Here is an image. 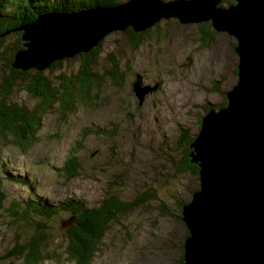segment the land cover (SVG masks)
I'll list each match as a JSON object with an SVG mask.
<instances>
[{
	"label": "rangeland",
	"instance_id": "374dc122",
	"mask_svg": "<svg viewBox=\"0 0 264 264\" xmlns=\"http://www.w3.org/2000/svg\"><path fill=\"white\" fill-rule=\"evenodd\" d=\"M117 1L119 4L128 0ZM211 30L212 25L208 48L196 38L198 33L201 35L200 24H183L176 18L163 19L146 29L136 50L127 30L107 34L101 42L103 52L97 70L103 74L115 59L123 73V85L117 87L105 78L90 106H78L74 113L66 115L58 108L49 112L35 145L26 153L0 142V177H5L6 208L12 209L14 201H26L28 192L7 180L5 171L32 179L36 194L51 203L75 198L84 200L87 207H97L106 196L131 202L148 195L146 202L130 207L109 224L93 264H181L188 231L182 208L199 190V180L182 169V161L186 149L191 154L190 145L199 133L203 116L223 103L222 94L239 79L236 39ZM214 36L220 41L219 48H215ZM67 59L54 79L61 72L70 75L82 63L74 57ZM3 66L0 70L6 75L9 70ZM48 70L40 72L50 75ZM137 73L144 76V86L161 83L156 96L152 91L145 96L142 108L133 91ZM217 81L221 91L213 93L212 84ZM24 86L15 87L10 99L33 107L38 102ZM101 130L107 133H94ZM180 130L186 131V139L194 140L190 144L180 142ZM87 131L90 135L80 147L78 141ZM73 149L80 158L81 174L66 181L58 170L65 166ZM69 218L63 213L42 222L50 233L46 250L54 251L55 256L39 264H73L61 248L67 228H62V222ZM10 219H0V264H25L24 257L11 255L18 239L25 241L34 230L25 228L22 222L11 224Z\"/></svg>",
	"mask_w": 264,
	"mask_h": 264
},
{
	"label": "water",
	"instance_id": "95a60500",
	"mask_svg": "<svg viewBox=\"0 0 264 264\" xmlns=\"http://www.w3.org/2000/svg\"><path fill=\"white\" fill-rule=\"evenodd\" d=\"M128 0L110 7L48 12L21 27L22 49L11 67L43 71L54 62L87 53L107 34L144 32L163 19L183 24L211 22L237 41V84L225 92L228 104L211 110L189 157L199 166L200 188L182 208L189 235L184 264H264V0ZM133 91L145 96L137 73ZM73 220L62 222V228Z\"/></svg>",
	"mask_w": 264,
	"mask_h": 264
},
{
	"label": "trees",
	"instance_id": "16d2710c",
	"mask_svg": "<svg viewBox=\"0 0 264 264\" xmlns=\"http://www.w3.org/2000/svg\"><path fill=\"white\" fill-rule=\"evenodd\" d=\"M117 3V0H0V65H4L3 67L9 70L6 75L0 70L2 74L0 78V142L3 145L14 146L26 153L35 145L37 133L42 127L44 117L49 112L58 108L61 114L66 115L74 113L78 106H90L94 103L95 93L99 94L105 78H109L117 87L124 83L123 73L115 59L112 60L110 69L103 74L98 72V60L103 52L101 43L87 53L74 56V59H80L82 63L77 71L70 75L61 72L55 76V79L53 78L56 72L61 71L65 60L54 62L48 70L50 75L34 69L20 71L12 68L14 55L22 49L23 32L19 29L35 21L44 13L74 12L87 7H110ZM223 3L232 4L234 2L225 0ZM209 28L210 24L201 28V36L208 37L202 40L203 47H208L210 43V36L206 35ZM126 32L133 49H138L139 39L143 38V32L137 34L132 29ZM8 39L11 40L9 44ZM31 71H34L33 74ZM25 84V89L38 102L33 107L21 105L10 99L15 87ZM226 105L227 102L222 107ZM95 132L107 133L105 130ZM89 135V131L83 134L82 140L78 141L80 147L84 146L83 142ZM184 135V133L181 135L180 142L186 141L190 144L194 140V138L186 139L187 136ZM186 153L182 161L184 162L182 169L185 172L190 171L199 180L200 168L191 163L189 148L186 149ZM58 171L66 178V181L80 176V158L76 149L70 152L65 166ZM4 174L8 176L7 180L25 187L28 192L26 201L23 203L14 201L12 209L10 206L6 208L8 195L4 188L5 177H0V213L2 212L0 219L8 217L11 218L9 223L22 222L25 228L34 230L33 235L25 241L21 242L18 239L15 245L16 250L11 255V257H24L25 264H39L45 259L54 258L51 256H55V252L46 250L50 233L42 222L63 213L70 215L69 219L73 220L72 225L64 231V244L61 246L67 259L73 264H93L101 241L109 229V224L117 220L121 213L125 214L124 212L130 207L149 199V196L145 195L147 199L144 196L141 200L127 202L112 195L103 198L97 207H87L84 200L75 198L51 203L49 199L36 194L32 179L13 176L7 171ZM165 206L166 203L163 202L162 207ZM12 218H17V220L14 222ZM188 235L189 232L186 231V237ZM181 264H184L183 257Z\"/></svg>",
	"mask_w": 264,
	"mask_h": 264
},
{
	"label": "flooded vegetation",
	"instance_id": "af4514ba",
	"mask_svg": "<svg viewBox=\"0 0 264 264\" xmlns=\"http://www.w3.org/2000/svg\"><path fill=\"white\" fill-rule=\"evenodd\" d=\"M210 24V28H211V22H205V23H202V24H200V30H201V28L202 27H204V26H207V25H209ZM209 28V29H210ZM209 29H208V31H209ZM211 32L212 33H214V32H216L215 30H211ZM199 34V33H198ZM196 35V38H200L201 40H200V42H202V40L203 39H207L208 37H202L200 34L199 35ZM207 36L209 35L210 37H211V34H209V32H208V34H206ZM143 37H144V32H143V35H142ZM209 37V38H210ZM213 38V37H212ZM214 44H215V48H219V46H220V41L218 42V38L216 37V36H214ZM209 47V46H208ZM208 47H204V48H208ZM156 81V80H155ZM158 82V81H157ZM156 82V83H157ZM218 82V81H217ZM214 83V85L212 84V92L213 93H215V92H219V90H220V88H219V86H220V82H218V83ZM160 83V82H159ZM161 91V83H160V87H159V89L156 91V92H153V94H155V96L158 94V92H160ZM221 91V90H220ZM222 96H223V98L225 99L224 101H223V103H221V104H217L216 106H215V108H216V110L217 109H219V108H221L222 107V105L227 101L228 102V100H227V97H226V95H225V93L224 94H222ZM144 106V103H143V105L142 106H140L139 105V107L140 108H142ZM205 107V106H204ZM210 108V107H209ZM184 130H180V136L184 133L185 135L184 136H188L187 135V133L186 132H183Z\"/></svg>",
	"mask_w": 264,
	"mask_h": 264
},
{
	"label": "clouds",
	"instance_id": "9594fccd",
	"mask_svg": "<svg viewBox=\"0 0 264 264\" xmlns=\"http://www.w3.org/2000/svg\"><path fill=\"white\" fill-rule=\"evenodd\" d=\"M131 29V28H130ZM142 33V32H141ZM144 77V76H143ZM135 94V93H134ZM138 104H139V100H138Z\"/></svg>",
	"mask_w": 264,
	"mask_h": 264
},
{
	"label": "bare ground",
	"instance_id": "6f19581e",
	"mask_svg": "<svg viewBox=\"0 0 264 264\" xmlns=\"http://www.w3.org/2000/svg\"><path fill=\"white\" fill-rule=\"evenodd\" d=\"M239 58V57H238ZM238 64H239V59H238Z\"/></svg>",
	"mask_w": 264,
	"mask_h": 264
}]
</instances>
